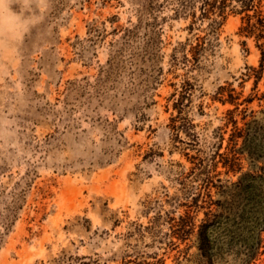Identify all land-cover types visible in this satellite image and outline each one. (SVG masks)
<instances>
[{
	"label": "rangeland",
	"instance_id": "obj_1",
	"mask_svg": "<svg viewBox=\"0 0 264 264\" xmlns=\"http://www.w3.org/2000/svg\"><path fill=\"white\" fill-rule=\"evenodd\" d=\"M204 2L16 0L30 26L0 32V264H243L257 240L264 264V193L238 185L264 177L262 40L240 0ZM207 213L230 219L206 256Z\"/></svg>",
	"mask_w": 264,
	"mask_h": 264
},
{
	"label": "trees",
	"instance_id": "obj_2",
	"mask_svg": "<svg viewBox=\"0 0 264 264\" xmlns=\"http://www.w3.org/2000/svg\"><path fill=\"white\" fill-rule=\"evenodd\" d=\"M216 0H205L203 7H202V14L206 15L211 8L214 7V3ZM242 9L246 11V16L244 17V25L242 26V30L245 31L248 35H254L258 40H262L259 43V47L262 52V60H261V69H264V16L260 10H258L254 6V0H240ZM254 10L253 14H250L248 11ZM259 79V76L258 78ZM230 99L231 102L234 101L233 96ZM219 155L221 153L218 152ZM228 162H225V165L229 167L230 170H234L233 165L234 162L232 160L227 159ZM249 181L246 185H242V181L239 182L240 188L243 191L247 192L249 198L256 199L260 198L264 193V177L263 176H250L248 177ZM210 180H205L204 188H209ZM198 204V203H196ZM207 217L201 222L199 225L198 230V239H199V248L203 255L207 256V253L210 251L211 246L213 245L214 241H216L217 236H215L218 232L224 229L228 225V220L230 216L222 217L220 214H213L207 213ZM247 223L246 219L243 215H241L239 223L236 224V227L239 225H243ZM235 225V224H234ZM246 228V227H245ZM256 231L260 233L261 230L264 229V220L257 224ZM261 241L257 240L252 246L250 254H248L246 260L243 264H248L252 258H254L258 253V248L260 247Z\"/></svg>",
	"mask_w": 264,
	"mask_h": 264
},
{
	"label": "clouds",
	"instance_id": "obj_3",
	"mask_svg": "<svg viewBox=\"0 0 264 264\" xmlns=\"http://www.w3.org/2000/svg\"><path fill=\"white\" fill-rule=\"evenodd\" d=\"M13 5H16V0H0V32L9 35L19 33L22 36L30 26V21L14 10Z\"/></svg>",
	"mask_w": 264,
	"mask_h": 264
}]
</instances>
